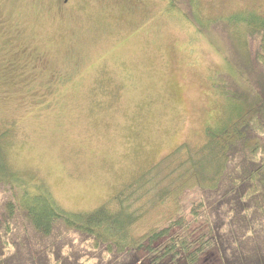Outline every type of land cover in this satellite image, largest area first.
Listing matches in <instances>:
<instances>
[{
  "label": "rangeland",
  "instance_id": "rangeland-1",
  "mask_svg": "<svg viewBox=\"0 0 264 264\" xmlns=\"http://www.w3.org/2000/svg\"><path fill=\"white\" fill-rule=\"evenodd\" d=\"M169 3L0 0V145L16 184L69 214L114 209L132 183L124 203L144 210L205 154V129L236 103L227 93H257L235 61L258 39H209ZM193 11L264 18V0H195Z\"/></svg>",
  "mask_w": 264,
  "mask_h": 264
},
{
  "label": "trees",
  "instance_id": "trees-1",
  "mask_svg": "<svg viewBox=\"0 0 264 264\" xmlns=\"http://www.w3.org/2000/svg\"><path fill=\"white\" fill-rule=\"evenodd\" d=\"M169 1L209 39L217 30L258 39L251 60L243 45L235 61L257 93H227L236 103L221 128L205 129V154L144 210L124 203L129 183L114 209L61 211L49 191L14 182L0 145V264H264V18L249 11L201 22L195 0ZM203 158L214 161L210 175Z\"/></svg>",
  "mask_w": 264,
  "mask_h": 264
},
{
  "label": "flooded vegetation",
  "instance_id": "flooded-vegetation-1",
  "mask_svg": "<svg viewBox=\"0 0 264 264\" xmlns=\"http://www.w3.org/2000/svg\"><path fill=\"white\" fill-rule=\"evenodd\" d=\"M64 3L67 2V0H62Z\"/></svg>",
  "mask_w": 264,
  "mask_h": 264
}]
</instances>
